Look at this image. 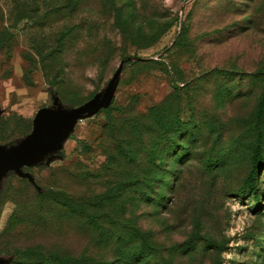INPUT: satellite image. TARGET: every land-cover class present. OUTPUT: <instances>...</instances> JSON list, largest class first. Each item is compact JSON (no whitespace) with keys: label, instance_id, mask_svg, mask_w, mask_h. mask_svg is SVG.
<instances>
[{"label":"rangeland","instance_id":"rangeland-1","mask_svg":"<svg viewBox=\"0 0 264 264\" xmlns=\"http://www.w3.org/2000/svg\"><path fill=\"white\" fill-rule=\"evenodd\" d=\"M54 252L264 264V0H0V264Z\"/></svg>","mask_w":264,"mask_h":264},{"label":"trees","instance_id":"trees-1","mask_svg":"<svg viewBox=\"0 0 264 264\" xmlns=\"http://www.w3.org/2000/svg\"><path fill=\"white\" fill-rule=\"evenodd\" d=\"M207 164L208 161H206ZM254 197L258 198L257 194L254 193ZM51 200L56 201V202H63L64 204H67L66 201H63L62 198L64 197H50ZM143 247H141L139 250L137 251H128L126 252V258L124 259L125 262H128V260L130 262H132V259H134V257L139 258L138 261H140V259H143L144 257H148L149 255H151V252L149 250H152V246L146 242L143 241ZM24 255L22 256H26V257H30V255L32 254V251L29 249L24 250L23 252ZM31 264L30 262H27V260L25 261H14L12 262V264ZM34 264H83V258H78V257H71V256H65V255H61L59 253H49L47 255L45 254H38V256L35 259V263Z\"/></svg>","mask_w":264,"mask_h":264},{"label":"water","instance_id":"water-1","mask_svg":"<svg viewBox=\"0 0 264 264\" xmlns=\"http://www.w3.org/2000/svg\"><path fill=\"white\" fill-rule=\"evenodd\" d=\"M28 139H29V141L32 144V149L30 148L29 152H27L26 149H25V152H24V147H23V144L24 143H23L18 148L14 149V150H12L10 152H8V154H10L8 156H11V157L15 156V157H17V156H21V154L22 155L23 154H26V156H31L32 155V156L36 157L38 155V153H39V151H38V141H37L38 138L35 137V139H31V137H30ZM13 164H15L14 161H7L6 164H4V165H10V166H12Z\"/></svg>","mask_w":264,"mask_h":264}]
</instances>
